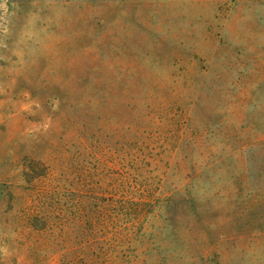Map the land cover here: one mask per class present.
<instances>
[{
	"label": "rangeland",
	"instance_id": "1",
	"mask_svg": "<svg viewBox=\"0 0 264 264\" xmlns=\"http://www.w3.org/2000/svg\"><path fill=\"white\" fill-rule=\"evenodd\" d=\"M0 264H264V0H0Z\"/></svg>",
	"mask_w": 264,
	"mask_h": 264
}]
</instances>
